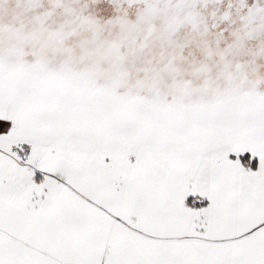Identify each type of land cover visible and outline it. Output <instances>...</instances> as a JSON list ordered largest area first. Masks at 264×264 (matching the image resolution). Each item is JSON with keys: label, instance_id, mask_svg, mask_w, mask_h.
Returning <instances> with one entry per match:
<instances>
[{"label": "snow or ice", "instance_id": "snow-or-ice-1", "mask_svg": "<svg viewBox=\"0 0 264 264\" xmlns=\"http://www.w3.org/2000/svg\"><path fill=\"white\" fill-rule=\"evenodd\" d=\"M0 264H264V0H0Z\"/></svg>", "mask_w": 264, "mask_h": 264}]
</instances>
